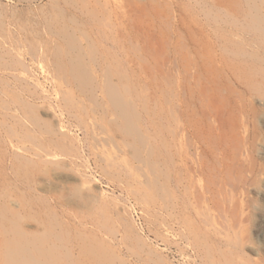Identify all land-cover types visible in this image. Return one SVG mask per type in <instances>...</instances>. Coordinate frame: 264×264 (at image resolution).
<instances>
[{
	"label": "rangeland",
	"instance_id": "obj_1",
	"mask_svg": "<svg viewBox=\"0 0 264 264\" xmlns=\"http://www.w3.org/2000/svg\"><path fill=\"white\" fill-rule=\"evenodd\" d=\"M0 264H264V0H0Z\"/></svg>",
	"mask_w": 264,
	"mask_h": 264
},
{
	"label": "bare ground",
	"instance_id": "obj_2",
	"mask_svg": "<svg viewBox=\"0 0 264 264\" xmlns=\"http://www.w3.org/2000/svg\"><path fill=\"white\" fill-rule=\"evenodd\" d=\"M118 102H119V100H118ZM119 105H120V104H119ZM121 106H122V105H121ZM121 106H120V107H121ZM121 109H122V108H121ZM123 111H124V110H123ZM126 112H127V111H126ZM124 113H125V111L123 112V114H124ZM125 114H126V113H125ZM127 115H129V114H127ZM127 115L125 116V118L128 117ZM129 116L132 118L131 115H129ZM128 118H129V117H128ZM128 120H129V119H128ZM127 122H128V121H127ZM129 122H130V120H129Z\"/></svg>",
	"mask_w": 264,
	"mask_h": 264
}]
</instances>
